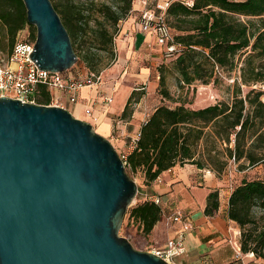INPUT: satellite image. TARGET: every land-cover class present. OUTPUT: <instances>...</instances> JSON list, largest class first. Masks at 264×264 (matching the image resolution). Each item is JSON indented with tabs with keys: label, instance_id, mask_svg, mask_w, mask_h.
<instances>
[{
	"label": "trees",
	"instance_id": "1",
	"mask_svg": "<svg viewBox=\"0 0 264 264\" xmlns=\"http://www.w3.org/2000/svg\"><path fill=\"white\" fill-rule=\"evenodd\" d=\"M131 7L132 0H64L61 20L78 59L91 65L93 49L113 57L115 33ZM166 21L177 50L164 59L174 66L178 86L216 85L231 77L230 99L198 108L184 103L155 107L124 159L127 174L140 170L149 185L175 165L208 168L219 177L231 160L237 170L264 164V0H193L190 6L171 0ZM26 26L31 27L30 39H35V26L27 21L23 1L0 0V48L9 49L18 30ZM85 35L90 47L83 49ZM164 65L158 66L159 92L170 99ZM137 91H131L120 118L131 115L141 97ZM36 102L49 104L51 95L43 90ZM218 207L219 192L212 190L204 214L212 216ZM126 213L130 223L148 235L163 212L159 204L143 200ZM227 217L239 228L240 251H251L264 263L263 179H241L228 197Z\"/></svg>",
	"mask_w": 264,
	"mask_h": 264
},
{
	"label": "water",
	"instance_id": "2",
	"mask_svg": "<svg viewBox=\"0 0 264 264\" xmlns=\"http://www.w3.org/2000/svg\"><path fill=\"white\" fill-rule=\"evenodd\" d=\"M41 70L77 60L51 0H22ZM138 192L110 140L63 106L0 96V264H170L119 235Z\"/></svg>",
	"mask_w": 264,
	"mask_h": 264
},
{
	"label": "crops",
	"instance_id": "3",
	"mask_svg": "<svg viewBox=\"0 0 264 264\" xmlns=\"http://www.w3.org/2000/svg\"><path fill=\"white\" fill-rule=\"evenodd\" d=\"M140 9H142L140 1L132 0L129 14L134 16L140 12ZM154 45L157 47L154 48ZM132 46L143 51L151 59H163L164 57L162 46L156 44L150 34L142 33V31L136 34V37L132 40ZM143 74L145 75V72ZM120 83L115 84L114 81L104 82L101 80L97 86L81 88L77 92L75 102H70L65 93L60 100L62 106L68 109L73 116L91 123L99 134L109 140L110 137L114 138L115 144H113L115 147L118 145L120 150L130 153L132 151L129 146L130 139L139 131L146 118L138 109H133L128 117L120 118L126 100L133 90L132 87L128 88L129 86L118 88ZM119 89H122L124 94L121 99L115 102L114 94ZM106 96H111L112 101L105 102L104 97ZM86 108H91V113H86ZM221 178V175L216 176L208 168H197L192 164H184L183 166L175 165L170 170L164 171L159 179H155L148 185L150 188V194H147L149 199L153 197L159 199L163 214H168L174 209H180L191 222L192 227L187 232L189 244L186 247V252L176 258L179 260L181 257L180 262H184L182 264H203L206 262L208 264H232L231 260L226 258L221 251L228 245L226 243L227 228H232L235 235L239 233V228L233 227L234 222L227 217L228 197L232 189L223 188L225 184ZM180 189L185 190L186 195L189 197V199L181 201L185 211L181 208L167 206L176 202ZM194 189H197L195 197L189 193ZM212 190H218L219 192V207L214 215L207 216L204 214L206 196ZM130 225L133 224L130 223ZM180 227V222H173L170 228L166 227L161 217L151 232L145 236L148 241H153L154 244L160 243L158 248H162L167 237L173 235L174 231ZM163 237L165 241L161 243L160 240ZM253 260L251 262L253 261L254 264L259 263V259Z\"/></svg>",
	"mask_w": 264,
	"mask_h": 264
},
{
	"label": "rangeland",
	"instance_id": "4",
	"mask_svg": "<svg viewBox=\"0 0 264 264\" xmlns=\"http://www.w3.org/2000/svg\"><path fill=\"white\" fill-rule=\"evenodd\" d=\"M51 1L58 6L59 15H62L61 19L64 22V0ZM138 14L134 16L129 14L125 19L119 22V30L117 31V33H115L114 36L113 57H110L103 52H97L93 49V51L91 52H95V55H93L91 65H87L85 64V62L77 58L76 62L69 69L65 70L66 73L70 75H77L81 72L86 71H99L101 73V80H103L104 82L114 81L115 84L117 82H121L118 88L129 86L128 88L132 87L133 89L138 90L137 92H140L141 97L139 101L134 104L133 109L141 110V112L144 114V118H147L151 111L158 105H167L170 107H174L179 103H184L187 107L198 108L218 101H226L230 99L232 84L231 77L224 78L221 83L216 85H214L212 82L208 84L196 82L191 86L184 85L182 87H179L177 84V73L171 61L165 60L164 57L163 59H151L148 55H145L143 51L132 46V40L134 39V37H136V34L141 33L139 28H137ZM90 22L92 23V20ZM30 31L31 27L26 26L19 31L18 37L30 38ZM89 47L90 42L87 41V36L85 35L84 41L82 43V48L86 49ZM155 47L157 46L154 45V48ZM163 49L164 48L162 47V55ZM79 51L80 50L78 49V54L81 56V53ZM118 57H120L121 59H119ZM162 62H164L165 64V87L170 93V99L163 97L159 92L160 87L158 84V66ZM144 72L145 75L143 74ZM122 91V89H119L114 94L115 102L122 98L124 94V92ZM262 99L264 101V97H262ZM110 142L112 144H115V139L110 137ZM114 148L117 150L118 154L123 152L122 150H120V147L118 145H116V147L114 146ZM128 173L129 176L136 182L138 187V192L132 205H135L136 203L143 200H150L149 195H147L150 194V188L144 183L141 171L129 170ZM221 177V179L224 180L225 184L223 188L228 190L233 189L240 183L241 179L243 178H259L264 180V164H259L245 170H237L236 164L231 160L228 163L225 172L221 174ZM189 193L190 195L194 196L195 193L197 194V189H194ZM187 198L189 199V197L186 195V191L180 189L178 191V199L176 200V202L171 205L168 203L169 205L167 206L171 208H181L185 211L184 207H182L181 205V201L186 200ZM131 224L133 225H130V221L126 213L122 225L119 229V235L127 238L132 246L138 250L152 251L155 249H159L158 245H160V243L154 244L153 241H148V238L138 231L136 224ZM233 227L238 229V226L235 223H233ZM227 230L228 235L226 236V243L228 245L224 247L221 252L225 254L226 258H229V260H231L232 264H237L236 262H238L239 264H254V260L252 262H249L250 259L245 256V253H242L240 251L239 254H236L231 244V241L234 240L232 235L233 229L228 227ZM235 240L239 244L240 233L236 236ZM164 241L165 238H161L160 242L162 243ZM184 244L185 247H187V245L189 244L188 233H185L184 235ZM180 261L181 257L179 260L175 259L176 264L184 263L183 261ZM258 262V264H264L260 259ZM203 264L208 263L206 262Z\"/></svg>",
	"mask_w": 264,
	"mask_h": 264
},
{
	"label": "built area",
	"instance_id": "5",
	"mask_svg": "<svg viewBox=\"0 0 264 264\" xmlns=\"http://www.w3.org/2000/svg\"><path fill=\"white\" fill-rule=\"evenodd\" d=\"M139 1L142 4V9H140L137 15L139 30L142 31V33L150 34L154 38L155 43L164 48V56L174 54L177 50V45L173 42L172 31L166 21V8L171 0ZM179 1L188 6L193 3V0ZM23 28L19 29L18 33ZM18 33L9 49L0 48V96H8L22 102L37 103L36 101L40 94L45 90L51 95V102L49 104L62 106L60 98L64 93L67 95L70 102H75L77 92L81 88L100 84V72L86 71L77 75H70L67 74L66 71L53 72L39 69L29 57L34 47V39L19 38ZM104 101L111 102L112 97L106 96L104 97ZM85 112L91 113V108H86ZM139 136L140 132L137 131L130 139L129 146L131 150L136 146ZM127 155V151L119 153L123 162ZM157 179H159V177H157ZM150 200L156 204L160 203L159 199L156 197ZM162 221L168 228L171 227L173 222H180L181 227L174 231L173 235L167 237L162 248L152 251L165 259L168 263L176 264L175 259L186 252L184 235L190 230L192 225L187 216L180 209H174L168 214L162 213ZM238 234H232L234 240L231 241L236 254L240 253V244L235 240ZM245 256L250 259L249 262L255 259V255L251 251L245 253Z\"/></svg>",
	"mask_w": 264,
	"mask_h": 264
}]
</instances>
